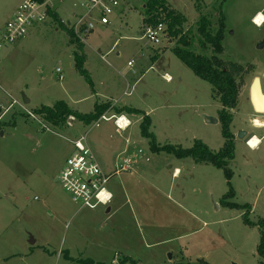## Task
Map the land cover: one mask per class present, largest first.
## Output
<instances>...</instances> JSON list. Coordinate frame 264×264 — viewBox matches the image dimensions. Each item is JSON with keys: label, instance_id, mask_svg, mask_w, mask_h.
Here are the masks:
<instances>
[{"label": "rangeland", "instance_id": "obj_1", "mask_svg": "<svg viewBox=\"0 0 264 264\" xmlns=\"http://www.w3.org/2000/svg\"><path fill=\"white\" fill-rule=\"evenodd\" d=\"M22 1L0 0V30ZM165 1L185 15L190 49L212 55L199 33L205 16L211 30L222 33L218 56L246 69L238 79V103L230 109L235 136L230 183L211 164L153 152L141 134L147 114L161 144L191 147L201 140L218 151L225 141L222 104L212 85L175 54L176 39L165 33L154 44L144 36L145 0H124L121 19L112 17L77 39L82 50L58 23L35 24L25 37L0 48V264H119L124 257L136 264H262L258 227L246 224L245 210L224 205L222 198L232 187L229 200L249 204L252 221L264 217V112H255L250 99L255 77L264 92V47L257 48L264 24L254 21L258 10L264 13V0ZM72 3L58 7L64 23L73 19ZM81 56L91 81L77 66ZM59 100L84 113L109 101L115 115L123 106L144 114L126 113L131 124L120 130L114 119L86 124L74 117L61 128L32 112ZM239 131L246 135L238 137ZM81 135L110 177L106 187L113 198L95 209L74 202L59 180L71 141ZM252 135L260 140L256 148L247 144ZM127 160L130 170L124 171Z\"/></svg>", "mask_w": 264, "mask_h": 264}, {"label": "trees", "instance_id": "obj_2", "mask_svg": "<svg viewBox=\"0 0 264 264\" xmlns=\"http://www.w3.org/2000/svg\"><path fill=\"white\" fill-rule=\"evenodd\" d=\"M144 18L145 26L164 24L165 33L170 39H176L177 45L173 48L175 54L194 72L199 78L208 81L213 88L214 97L222 104V109L219 111V120L222 123V134L225 139L223 146L218 151H213L207 144L201 140H196L191 147H183L171 143L161 144L156 140V136L150 131L151 119L150 116L144 114L142 110L123 107L117 109L118 113H142L143 120L140 124L141 134L149 139L150 149L153 152H165L172 154L178 158H192L196 163L211 164L224 171V174L230 183L233 176V170L230 167L231 161L235 158V136L231 131L233 122V114L230 109L234 108L239 99L240 83L239 78L243 77L246 69L243 65L221 59L218 55L223 52L222 33L221 31L213 32L209 26V21L205 16L201 17L199 23V33L203 44L211 46L212 55L207 56L197 53L188 47V40L183 33V27L186 24L185 15L168 4L165 0H145L144 2ZM49 19L58 23L66 29L72 42H77V47L82 50L83 45L77 40L72 29L59 18L58 10L50 11ZM48 19V20H49ZM47 20V21H48ZM221 26H224V16L221 17ZM78 68L82 75L88 80L90 76L88 71L83 68L85 61L84 57H79ZM110 102H96L94 109L91 112L84 113L70 106L66 101L59 100L53 105H41L33 109V114L37 115L41 120L64 128L67 126L69 117L90 124L98 120L101 115L110 109H115ZM0 104V114H1ZM235 196V190L231 187L227 194L222 198V203L226 206L236 207L245 210L243 217L244 222L250 226H256L259 229V243L257 253L261 258V263L264 264V217H260L257 221L250 219L249 213L251 206L249 204H239L229 200ZM94 261L88 260L85 264H93ZM122 264H136L130 257H124L121 260ZM101 264V263H100ZM206 264V263H203Z\"/></svg>", "mask_w": 264, "mask_h": 264}, {"label": "built area", "instance_id": "obj_3", "mask_svg": "<svg viewBox=\"0 0 264 264\" xmlns=\"http://www.w3.org/2000/svg\"><path fill=\"white\" fill-rule=\"evenodd\" d=\"M64 1L66 0H23L13 16L6 22L3 30H0V48L6 43L12 44L25 37L33 25L45 23L49 19L50 11H57L60 3ZM123 4L124 0H73V19L65 23L78 39L84 40L97 27L110 24L111 18L116 17L122 11ZM256 18L257 15L254 21ZM164 34L165 26L162 23L145 26L144 36L154 44L160 43ZM131 63L129 62V65ZM164 77L167 81L171 80L167 75ZM59 78L62 79V75ZM15 102L16 100L8 104L7 111L14 106ZM122 118H124L123 121H121ZM111 119H114L115 126L120 130L127 129L131 124L124 114L107 116L104 113L95 122L98 124L99 120ZM71 143L73 150L59 172L61 185L71 195L73 201L81 203L82 207L95 209L99 205H108L113 198L112 193L106 187L109 175L102 170L87 145L84 135L74 139Z\"/></svg>", "mask_w": 264, "mask_h": 264}, {"label": "water", "instance_id": "obj_4", "mask_svg": "<svg viewBox=\"0 0 264 264\" xmlns=\"http://www.w3.org/2000/svg\"><path fill=\"white\" fill-rule=\"evenodd\" d=\"M263 47H264V37L257 44L258 49H262ZM21 99H22L24 104L30 103V99L23 92L21 93ZM250 99H251V103L253 105L255 112L263 113L264 112V92L262 89L261 79L259 77H255L253 79L252 86L250 89ZM206 121L216 123V122H218V119L213 118V117H207ZM244 135H246L245 131H239L238 137L242 138V137H244ZM109 211H110V208L107 209V212H109ZM34 242L35 241H34L33 237H31L30 243L32 244Z\"/></svg>", "mask_w": 264, "mask_h": 264}, {"label": "crops", "instance_id": "obj_5", "mask_svg": "<svg viewBox=\"0 0 264 264\" xmlns=\"http://www.w3.org/2000/svg\"><path fill=\"white\" fill-rule=\"evenodd\" d=\"M123 6H124V4H123ZM123 6H122V7H123ZM58 12H59V11H58ZM123 13H124V8H123L122 11L119 13V15H117L116 17H118V18L121 19ZM257 13H260V14H262V16H264V13H263L262 11H260V10H258ZM257 13H256V14H257ZM58 14H59V13H58ZM59 18H60V17H59ZM60 19H61V18H60ZM48 21H52V20L49 19ZM48 21H47V22H48ZM61 21H62V20H61ZM101 27H103V26H101ZM164 75H167V77H170V78H171V76H170L168 73H164V74H163V77H164ZM164 79H165V77H164ZM70 106H71V105H70ZM72 107H73V106H72ZM114 107H115V106H114ZM123 107H129V106H123ZM123 107H121V108H123ZM73 108H74V107H73ZM132 108H134V107H132ZM75 109H76V108H75ZM93 109H94V108H93ZM136 109H137V108H136ZM139 110H140V109H139ZM92 111H93V110H92ZM113 111H114V109H110V110L106 111V113H112L111 115H114L116 112L113 113ZM90 112H91V111H90ZM126 113H127V112L124 111V112H122L121 114H124V115H125ZM111 115H110V116H111ZM255 148H256V147H255ZM127 163H128V165H124V166H122V170H124V171H126V170H130V168H128V166L131 165V161H130V160H127ZM176 170H178V168H176ZM112 195H113V194H112ZM108 208H110V211H111V207H108ZM108 208H107V209H108ZM107 209H106V212H107ZM110 211H109V212H110Z\"/></svg>", "mask_w": 264, "mask_h": 264}, {"label": "bare ground", "instance_id": "obj_6", "mask_svg": "<svg viewBox=\"0 0 264 264\" xmlns=\"http://www.w3.org/2000/svg\"><path fill=\"white\" fill-rule=\"evenodd\" d=\"M257 15V18H256V24L257 25H262V20H263V18H264V16H262V14H260V13H257L256 14ZM123 119L124 118H122L121 119V121H123ZM259 142H260V140L257 138V137H255V135H252L249 139H248V141H247V144L251 147V148H255V147H257L258 145H259Z\"/></svg>", "mask_w": 264, "mask_h": 264}]
</instances>
